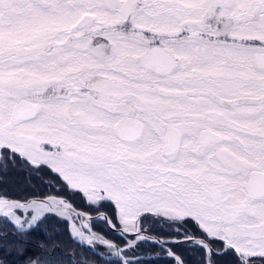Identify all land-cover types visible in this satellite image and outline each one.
I'll return each mask as SVG.
<instances>
[{
	"label": "snow or ice",
	"instance_id": "1",
	"mask_svg": "<svg viewBox=\"0 0 264 264\" xmlns=\"http://www.w3.org/2000/svg\"><path fill=\"white\" fill-rule=\"evenodd\" d=\"M153 256L264 264V0H0V264Z\"/></svg>",
	"mask_w": 264,
	"mask_h": 264
},
{
	"label": "trees",
	"instance_id": "2",
	"mask_svg": "<svg viewBox=\"0 0 264 264\" xmlns=\"http://www.w3.org/2000/svg\"><path fill=\"white\" fill-rule=\"evenodd\" d=\"M53 227L59 228V229H63L65 227V225H63V224H47L46 228L48 229V231L50 233H52V238H63L64 233H65L66 234L65 235L66 241L68 243H71L66 231L53 232ZM38 232H39V230H37L35 233L38 234ZM145 248H146V250L150 249L152 252H156L157 251V248H153V247H149V246H145ZM29 252L31 254V253H33V250H31V248H30ZM89 255H91V254L89 253ZM162 263H163L162 259L157 260L154 256L150 258V264H162ZM98 264H103V262L102 261H98Z\"/></svg>",
	"mask_w": 264,
	"mask_h": 264
},
{
	"label": "rangeland",
	"instance_id": "3",
	"mask_svg": "<svg viewBox=\"0 0 264 264\" xmlns=\"http://www.w3.org/2000/svg\"><path fill=\"white\" fill-rule=\"evenodd\" d=\"M65 233H64V236L63 238H52L54 241H56V244L53 245L52 244V241L48 239V237H46L45 235L43 236L41 233L38 232L37 233H32L31 234V237H32V240H33V243H36V242H45L46 244H48L49 246H59L60 248H63L64 247V244L68 243L66 241V237H65ZM31 250H33V252H35L36 254H39L38 250L35 249V248H31Z\"/></svg>",
	"mask_w": 264,
	"mask_h": 264
},
{
	"label": "flooded vegetation",
	"instance_id": "4",
	"mask_svg": "<svg viewBox=\"0 0 264 264\" xmlns=\"http://www.w3.org/2000/svg\"><path fill=\"white\" fill-rule=\"evenodd\" d=\"M7 179L9 181V183L11 184V183H13V181L19 180L21 178L15 174H13L12 176L7 177ZM47 224H59V222L53 218ZM42 226L46 227V225H42ZM156 248H157V251H159V248L158 247H156ZM162 261L164 262L166 260L162 259Z\"/></svg>",
	"mask_w": 264,
	"mask_h": 264
},
{
	"label": "bare ground",
	"instance_id": "5",
	"mask_svg": "<svg viewBox=\"0 0 264 264\" xmlns=\"http://www.w3.org/2000/svg\"><path fill=\"white\" fill-rule=\"evenodd\" d=\"M41 228L44 229V228H46V227L41 226ZM47 231H48V229H47ZM39 233H41L43 236L45 235V234H44V231L39 230ZM46 237H47V236H46ZM147 251L152 252L150 249H147L146 252H147ZM162 264H168V261H164Z\"/></svg>",
	"mask_w": 264,
	"mask_h": 264
}]
</instances>
